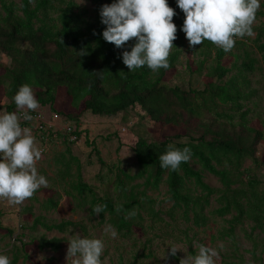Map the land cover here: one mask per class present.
<instances>
[{
  "label": "trees",
  "instance_id": "1",
  "mask_svg": "<svg viewBox=\"0 0 264 264\" xmlns=\"http://www.w3.org/2000/svg\"><path fill=\"white\" fill-rule=\"evenodd\" d=\"M93 3L95 13L91 17L73 0H20L19 4L0 0V50L9 59L0 62V96L8 100L2 105L5 111H17L12 97L21 85L29 84L36 91L40 106L53 108L63 92L72 106L80 110L79 115L89 111L97 116L115 117L140 107L152 123L169 127L175 134L163 141L143 136L138 139L134 148L138 165L135 175L115 163L110 165L108 170L114 174L118 201L99 196L83 180L80 166L75 175L71 173L69 162L61 170L63 179L71 178L64 180L66 195L72 196L81 207H87L91 220L112 225L130 238L138 222L144 219L145 211L157 216L147 192L157 191L165 183L173 204L169 215L180 213L198 228L206 227L210 216L224 220L230 217L227 220L230 227L220 232L221 236L234 238L236 228L247 222L253 223V231L264 234V184L256 176L258 169L245 168L248 159L256 168L263 164L256 154L257 147L264 143V130L250 125L252 111L247 102L256 92L250 89L247 75L255 72L261 62L254 57L256 53L262 55L264 64V2L257 14L261 23L254 29L253 47L247 41L237 40L233 47L243 53L237 70L224 65L232 50L225 53L209 41L194 46L202 57L201 66L212 61L204 88L189 91L170 87L164 81L176 69L188 43L180 31L184 16L175 0H168V4L176 12L173 22L177 26V39L168 57L169 68L157 73L147 67L128 72L120 56L130 47L116 49L101 37L104 26L100 23L99 8L112 0H93ZM235 57L237 61L241 59V55ZM234 69L236 74L230 76ZM74 134L80 137L76 130ZM61 135L66 137L68 145L65 154L72 155L73 142L65 132ZM169 144L181 149L189 146L192 150L190 160L177 171L160 168L159 156ZM94 150L97 152V148ZM72 158L79 164L76 157L72 155ZM99 163L109 167L101 157ZM205 173L216 177L221 188L207 184ZM60 198L57 190L43 207L56 210ZM213 201L218 206L212 207L209 216L206 210L213 206ZM97 205L103 206L99 214L94 211ZM2 226L0 220V229ZM33 226V229L42 227L47 232L65 233L77 224L70 221L50 224L35 218ZM64 242L65 238L43 236L32 238L29 243H36L40 250L58 252ZM26 246L27 243L21 242L15 248L20 252ZM22 257L24 263L29 261L27 253L16 254L10 264H18Z\"/></svg>",
  "mask_w": 264,
  "mask_h": 264
},
{
  "label": "rangeland",
  "instance_id": "2",
  "mask_svg": "<svg viewBox=\"0 0 264 264\" xmlns=\"http://www.w3.org/2000/svg\"><path fill=\"white\" fill-rule=\"evenodd\" d=\"M7 1L20 3V0ZM73 1L86 10L89 16H94L93 0H84V3L82 0ZM257 14L258 12L253 30L261 23V18ZM254 33V37L237 38L236 40L247 41L253 47L252 43L256 38V32ZM235 55L238 57L241 55V59L237 61ZM254 57L261 62L257 65L255 72L247 75L250 89L256 92L247 105L252 111L250 125L264 130V64L261 54L256 53ZM201 59L196 49L189 48L187 43L183 47V53L176 69L167 74L164 79L165 83L170 87H179L186 91L203 89L212 60L201 66ZM3 61L9 62V59L0 50V62ZM242 61L243 53L238 48H233L231 54L225 58L224 65L229 68L235 67L237 70L241 67ZM235 69L230 76L236 74ZM33 92L36 97V91L33 90ZM62 93H59L53 108L46 106V111L41 108L35 111L52 120L57 115L59 118L55 121H60L57 126H70L80 134V140L70 147L72 155L79 160V164L72 160V155L65 154L68 145L65 143L66 137L61 135L60 141L55 142L56 146L50 147L54 143L48 145V149L41 155L36 165L37 171L47 178L48 187L41 188L33 197L26 199L18 206L10 205L6 200L0 199V220L3 225V229H0V254L7 255L11 260L16 254L27 253L29 261L24 263L22 257L18 264H67V241L73 234H81L84 237L104 240L105 250L101 257L102 264H179L180 259L184 258L186 253L178 251L175 257L168 256V246H178L181 250L187 248V253L195 254L198 248L193 247L194 244L216 248L219 251L216 264H264V234L253 231V223L247 222L238 226L234 238L221 236L220 232L230 227L227 223L230 217L224 220L210 216L209 211L212 207L218 206L213 201V206L206 210L210 216L208 225L203 228L195 227L180 213L169 215L173 204L169 200L168 187L165 183L159 190L147 192V196L154 202L151 206H154L158 213L157 216L152 217L148 211H145L144 219L138 222L139 225H136L130 238H126L116 229L115 238L105 233L104 228L109 224L101 225L98 220H91L88 208L81 207L77 200L66 195L64 180L69 181L71 178L63 179L61 170L66 169L67 162H69L71 173L75 175L80 166L83 180L94 187L99 196H108L118 201L119 194L114 186V174L108 170L110 165L115 163L118 168L135 175L138 165L134 148L138 139L143 136L152 141H163L168 136L174 135L175 130L152 123L140 107L131 108L115 117L97 116L89 111L79 115L80 110L74 108L70 100ZM7 103L8 100L1 95L0 114L6 112L2 105ZM36 143L39 148L41 144L37 140ZM100 157L109 167L101 166ZM256 157L263 164L256 168L252 160L248 159L245 168L258 169L256 176L264 184V143L257 147ZM195 168L200 169L198 166ZM204 176L205 182L211 187L221 188L222 184L216 177L209 173H205ZM57 190L61 194L59 207L54 211L46 210L43 203L49 197L54 196ZM142 191L143 188L140 189V192ZM35 218H40L50 224L70 221L76 223L77 226L69 228L65 233L47 232L42 227L32 228ZM43 236L48 239L65 238V242L58 252L48 249L40 250L36 243H29L32 238ZM21 242L27 243V246L25 251L17 252L15 247L20 246ZM164 251L166 259L163 258Z\"/></svg>",
  "mask_w": 264,
  "mask_h": 264
},
{
  "label": "clouds",
  "instance_id": "3",
  "mask_svg": "<svg viewBox=\"0 0 264 264\" xmlns=\"http://www.w3.org/2000/svg\"><path fill=\"white\" fill-rule=\"evenodd\" d=\"M262 2L264 0H175L184 16L180 31L185 34L189 48L209 41L225 53L233 49L237 38L254 37L253 25ZM174 15L176 12L168 0H112L99 8L100 23L104 26L101 37L116 49L130 47L120 56L128 72L143 67L152 73L167 70L170 50L177 39ZM129 41H132L130 45ZM12 100L17 111L0 114V199L18 206L41 188H47L48 180L37 171L42 153L33 130L20 123L21 119H33L31 113L40 107L39 101L29 84L21 85ZM191 156L189 146L181 149L169 144L159 156L160 168L177 171ZM94 211L99 214L103 206L97 205ZM104 232L111 238L117 236L112 225H106ZM67 243V264H102L103 239L73 234ZM193 247L198 248L195 254L187 253V248L181 250L169 245L167 255L175 257L178 251H184L186 254L179 264H216L219 258L216 248L204 244ZM163 258H167L165 251ZM0 264H10L9 257L0 254Z\"/></svg>",
  "mask_w": 264,
  "mask_h": 264
},
{
  "label": "built area",
  "instance_id": "4",
  "mask_svg": "<svg viewBox=\"0 0 264 264\" xmlns=\"http://www.w3.org/2000/svg\"><path fill=\"white\" fill-rule=\"evenodd\" d=\"M31 115L33 116L31 121H24L21 119L20 123L21 126L32 128L35 139L41 144L39 149L42 154L45 152L47 145L60 141L59 137L62 132L68 134L70 141L73 143L80 140V137L74 134V129L72 127H59L55 122L46 121L44 117L36 111L32 112ZM58 118L57 115L54 116V120Z\"/></svg>",
  "mask_w": 264,
  "mask_h": 264
},
{
  "label": "crops",
  "instance_id": "5",
  "mask_svg": "<svg viewBox=\"0 0 264 264\" xmlns=\"http://www.w3.org/2000/svg\"><path fill=\"white\" fill-rule=\"evenodd\" d=\"M47 107H48V106H47ZM47 107L40 106L39 108H41L43 111H46ZM44 115H46V114H44ZM44 117H45L46 120H48V121H50V122H53V121H54L56 125L58 124V122H60V121L57 122V121H55L54 119L52 120V119H50V118H48V117L46 118V116H44ZM57 144H58V143H57ZM54 146H56V143L51 144L50 147L52 148V147H54ZM47 147H48V145H47ZM47 147H46V149H48ZM43 154H44V153H43ZM46 154H47V153H46ZM46 154H45V155H46ZM41 155H42V154H41Z\"/></svg>",
  "mask_w": 264,
  "mask_h": 264
}]
</instances>
